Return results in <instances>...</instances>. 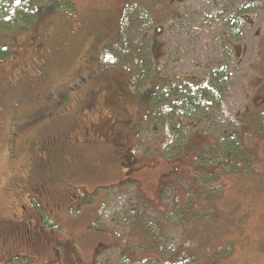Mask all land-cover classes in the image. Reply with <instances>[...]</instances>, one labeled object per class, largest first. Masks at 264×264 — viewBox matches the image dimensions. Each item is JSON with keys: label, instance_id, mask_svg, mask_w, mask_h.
<instances>
[{"label": "rangeland", "instance_id": "rangeland-1", "mask_svg": "<svg viewBox=\"0 0 264 264\" xmlns=\"http://www.w3.org/2000/svg\"><path fill=\"white\" fill-rule=\"evenodd\" d=\"M247 1L251 0H73L75 8L72 10L65 8L41 14L35 23L21 28L12 25L11 34L0 31V44L9 46V56L0 59V71L5 76L8 71L19 72V64L14 70L11 66L19 61L17 56L24 57L30 44L36 47L43 43L58 52L61 43L67 41H62L59 36L54 38L53 34L62 27L61 30L71 31L74 36L68 43L76 42L78 54H72L58 70L50 73V76L56 74L60 85L52 84L49 79L50 85L47 82L42 86L40 97L33 93L24 95L23 91L17 90L8 98V105L25 115L43 104L49 91L56 94L55 89L61 86V96H68L71 88H75L67 100L74 105L72 113L61 120L64 122L57 123L60 125L56 130L48 129L46 134L59 135L67 130L71 133L72 129L67 128L82 116L81 110L89 103V88L103 91L115 83L122 84L127 93V114L116 115L120 121H126V126L123 131L113 127L117 132L114 137L122 143L125 140L130 154L141 162L133 170V177L139 178L143 191H137L134 185L127 186L128 191L122 187L112 190L103 213H95L88 207L82 209L79 203L69 213L58 210L51 222L42 223L43 238L35 233L33 236H24L22 232L9 235V231L2 229L0 264H119L120 261L135 263L148 259H159L160 264H167L171 258L185 254L193 255L197 264H264V136L258 131L259 126L257 129L255 123L245 121L242 131L245 144L255 148L259 158L257 169L251 173L235 172L217 177V169L212 163L214 155L209 157L212 162L197 157L198 160L195 158L191 166L186 167L172 162L176 154L181 156L184 150L182 153L179 150L185 146H200L202 150L203 144L205 151L209 150L212 141L235 135L243 122L238 119L244 115V107L259 111L260 104H264V0L256 4L254 19L249 18L246 26H242L239 38L226 41L229 23L225 18H230L242 2ZM132 4L140 15L146 17L142 11L145 8L151 17L148 24L139 26L137 31L143 32L146 43L157 42L163 48L162 57L156 61L149 45L152 58L148 59L147 71L140 76L138 72L134 73L133 62L107 66L102 61L104 52L110 50L120 36L126 10ZM221 8L225 9V15L216 21L214 19L219 15L212 17L213 9L219 14ZM209 14L213 18L210 24L201 26ZM98 18L105 19L107 25L101 30L96 45L91 41L94 36L90 32ZM16 43L22 52L18 46H12ZM234 45H240L239 50L242 48L237 67L233 63ZM87 48L89 54L96 53L95 61L89 65L82 57ZM45 51L37 48L38 55L44 53L42 57L49 54ZM225 64L233 67V77L223 86L216 102L204 104L197 111L182 110L179 119L170 116L175 123H169L170 128L165 127L163 121L159 123V118L150 117L149 113L157 106L155 102H162L168 96L166 79L174 86L184 81H208L211 72ZM153 77L158 79L151 82ZM162 77L165 79L157 87ZM149 89H152L150 96H141ZM107 101L112 103L110 99ZM170 108L167 113H171ZM96 109L99 111L96 122L107 133L111 121L101 110L106 114L108 110L104 103ZM162 111L157 113L161 115ZM5 133V129L0 128V184L3 187L7 186L8 169L12 167L6 160ZM171 141L172 145L166 148ZM97 147L101 148L83 150L82 169L91 168L96 161L104 159L106 163L109 161L110 172L103 177L116 179L129 172L120 165L122 161L128 162L122 153L114 154L115 147ZM193 147L187 153H192ZM200 152H197L198 156L203 157L204 153ZM216 152L218 155L221 150ZM223 168L230 171L228 165ZM215 173L216 176L211 177ZM75 180L81 181L75 178L72 180L75 185L81 184ZM162 182L166 187L159 191ZM89 188L90 185L80 191L76 186L71 189L75 194H86ZM0 199L5 205L7 200L2 193ZM101 200L105 203L103 196ZM11 214L0 211V220H8ZM97 215H100L97 220H92ZM16 236L20 238L17 241ZM67 238L74 241L80 258L77 261L72 259L69 251L67 257L56 254V240ZM5 241L8 242L5 244ZM100 242L104 243L102 249Z\"/></svg>", "mask_w": 264, "mask_h": 264}, {"label": "flooded vegetation", "instance_id": "flooded-vegetation-1", "mask_svg": "<svg viewBox=\"0 0 264 264\" xmlns=\"http://www.w3.org/2000/svg\"><path fill=\"white\" fill-rule=\"evenodd\" d=\"M105 25H107V21L98 18L96 25L93 24L91 27L90 35L93 32L94 36L91 41L96 45L100 41V32ZM61 28L53 34V37L59 36L62 41L66 40L67 42L61 43L58 52L48 49L43 43L36 47L30 44L23 53L24 57L21 54L17 56L19 61L11 66L14 70L19 64V72L17 70L13 71L14 73L8 71L9 74L5 76L0 71V128L5 129L7 137L6 160L12 163V167L8 169L7 173V186L3 187L0 184V194L2 193L7 200L5 205L0 203V211L12 213L8 220H0V235L3 229L9 231V235L11 232H22L25 234L24 236H33L35 233L43 238L42 223L45 224L47 219L52 220L51 217L58 210L64 209V212L69 213L74 205L79 203L82 209L88 207L87 209L95 210V213H103L109 196L112 195V190L122 187L123 190L128 191L127 186L134 185L137 191H142L141 181L139 178L133 177V170L137 169L141 162H137L133 154H130L125 140L122 143V141L115 140L114 137V134L117 133L114 130L115 127L119 131H123L126 126V121H120L116 115L119 113L125 116L127 112V93L123 90L121 83H115L110 89L103 91L101 88L100 90L96 87L89 88L90 91L87 94L89 103L81 110L82 116L74 120L70 128H67L72 129L70 134L67 129L64 134L59 135L46 134V131L48 129L52 131L53 128L56 130L60 125L57 123L64 122L61 120L69 116L70 112L72 113L74 105L67 100L70 92L75 90L73 87L68 96H61V86L55 89L56 94L52 90L49 91L45 96L44 103L35 107L29 114L22 115L11 104L8 105L9 95L13 91L21 90L24 95L33 93L36 97H40L42 86L47 82L50 85L49 79L52 84L60 85L61 81L56 80V74L50 76V73L58 70L59 65L66 59L69 60L72 54L74 56L78 54L75 47L76 42L72 45L68 43L73 41V34L71 31L61 30ZM36 36H40V34ZM32 40V43L36 42L34 38ZM13 42H15L14 39ZM12 46H18L21 52L23 51L17 43ZM0 48L9 50L8 45L0 44ZM37 48L45 49V52L49 54L42 57L44 53L38 55ZM88 51L87 48L82 53L83 61L87 65L96 59V53L89 54ZM239 56L238 52L237 57ZM151 93L152 90L149 89L141 93V96L148 97ZM109 99L112 100L111 104H108L107 100ZM101 103H104L108 110L107 114L102 110L101 113L103 112L111 121L107 126V133L101 129V124L96 122L95 118L96 113H99L96 107ZM148 104L150 105V102ZM148 104L146 103V107ZM98 145L115 147L113 150L115 155L116 152L122 153L123 159L128 163L122 161L120 165L123 168L126 167L129 172H124V176L116 179H110L109 176L103 177L105 173L110 172L107 166L109 161L106 163L104 159L96 161L91 168L82 169L83 150L96 151L101 148H96ZM75 178L80 179L81 181H75H79L81 184L75 185V182L72 181ZM89 185L90 188L86 190V194H75L71 189L76 186L79 190L88 188ZM165 187L166 184H160L159 191ZM102 196L105 198V203L101 200ZM99 216H95L92 220L96 221ZM14 239L17 241L20 238L16 236ZM56 243L54 248L57 250V255L67 257L66 255H70L67 253L69 251L73 260L80 259L72 239L56 240ZM99 245L102 249L104 243L100 242ZM13 256L14 254L9 258L12 259Z\"/></svg>", "mask_w": 264, "mask_h": 264}, {"label": "trees", "instance_id": "trees-1", "mask_svg": "<svg viewBox=\"0 0 264 264\" xmlns=\"http://www.w3.org/2000/svg\"><path fill=\"white\" fill-rule=\"evenodd\" d=\"M260 2L261 0H251L249 2L247 1V3L242 2V6L239 8V10H236L235 13L231 14L230 18H225V22L229 23L226 41H233L234 39L239 38L241 30H243V27L246 26V23H248V19H254V8L255 6H257L256 4H260ZM65 8L71 10L75 8L73 0H20L19 3H17V0H0V31H4L6 33L11 34V32H13L10 31L12 29V25H15L20 28L23 26L31 25L37 21L38 17L41 14L53 11H60ZM143 9L145 10V8ZM241 9H243L242 12H240ZM144 10L142 11L146 13V17L143 14L140 15L139 11L137 12V10L135 9V4H132L127 8L124 18L123 29L120 33V36L118 37L114 46L107 52H104V54L102 55V61L104 65L110 66L115 64L133 62L134 73L138 72V75L140 76L142 72L147 71L149 65L148 59L152 58L149 55V45L151 43H146L144 40L145 38L142 34L143 32L137 31V28L139 26L145 27V24H148V22L151 20L149 12ZM216 10L217 9H213L212 17L219 15V18L214 19L217 21L225 15V9L221 8L219 14H216ZM212 19L213 18H211L209 14L202 21L201 26L209 25ZM229 19L230 22L228 21ZM47 27L48 25L46 24V29ZM15 31H18V29ZM151 46L152 54L155 57V60L157 61L162 57L161 53L163 48L161 47V44L157 42H153ZM239 47L240 45H238L237 47L236 45H234L232 54L234 58L233 63L239 61V59L237 60L238 52L240 54L242 51V48H240L239 50ZM8 56L9 52L7 51V48H0V58L4 59ZM235 66L237 67V63ZM232 77L233 67H229V65L225 64L224 66L213 70L209 76L208 81H204L203 83H192L184 81L183 84L185 86L181 84L179 85V88V86H174L168 79H166L165 82L167 83V85H169V87L165 86V91L166 95L168 94V96L162 101L164 102L163 104L162 102H155L157 106H154V110H152L149 115L153 119H160L159 123L160 121H163L164 126L166 124L165 127H167L169 123H174L173 119L169 118L170 116L179 119L181 118L180 113L182 112V110L197 111L203 108L204 104L209 105L211 103H214V101L216 102L220 98L219 95L223 90V86L227 82H229ZM156 79H158V77L151 78V82ZM164 79L165 78L162 77L160 78V80H158L157 87L159 86V84H161L162 80ZM153 90L155 93V89ZM169 104L172 105V108H170ZM157 107H159V112H161L162 109L164 110L162 111L161 115L157 113ZM259 107V111L250 110V108H246V106L244 107V115L240 117L242 119H238L242 120L243 122L241 123L240 121V128L238 132L235 133V135L229 136L228 139H224L222 141L218 139L217 141L215 140V142L212 141L211 146H209V150L205 151L203 149V144L202 150L200 146L197 148L195 147L196 149L193 146H185L179 150L180 152L184 150L182 151L183 153L181 152V156L176 154L173 157L172 162H177V164L186 167V165L191 166L192 161H195L197 157L203 160L204 162H212V160H209V157L214 155V161L212 163L214 164L215 169H217V177L226 175L228 173H251L255 171V169H257L256 167H258V154L255 148L245 144L243 140L242 131L244 130L243 128L245 126V121L246 123H248V121H252L257 125V129L259 126L260 130L258 129V131L264 136V104L261 103ZM169 108L170 110H172L171 113H167ZM163 115L165 117H162ZM168 127L170 128V126ZM173 127L177 131L179 130L182 135H186L185 133L183 134L180 128L174 125ZM172 141L171 144L167 145L166 148H169L172 145ZM192 147L196 152L193 151L192 153H187ZM218 150H221V152L217 155L216 151ZM200 151H204L203 157H201V155L198 156L199 153L197 152ZM224 165H228L227 169H230V171L225 170L223 168ZM208 176L209 175H207V177ZM212 176H216V173L211 175V177ZM222 185L224 186V184ZM47 222L51 221L47 219L45 224ZM116 261L117 260H115V262ZM119 264H160V260L148 259L135 263H131L130 261H120ZM167 264H197V260L193 255L185 254L178 258H171L167 262Z\"/></svg>", "mask_w": 264, "mask_h": 264}, {"label": "snow or ice", "instance_id": "snow-or-ice-1", "mask_svg": "<svg viewBox=\"0 0 264 264\" xmlns=\"http://www.w3.org/2000/svg\"><path fill=\"white\" fill-rule=\"evenodd\" d=\"M20 2V0H17V3H19Z\"/></svg>", "mask_w": 264, "mask_h": 264}]
</instances>
